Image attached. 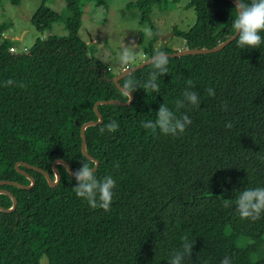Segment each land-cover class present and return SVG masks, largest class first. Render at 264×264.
Returning a JSON list of instances; mask_svg holds the SVG:
<instances>
[{"label":"trees","instance_id":"16d2710c","mask_svg":"<svg viewBox=\"0 0 264 264\" xmlns=\"http://www.w3.org/2000/svg\"><path fill=\"white\" fill-rule=\"evenodd\" d=\"M165 1L139 0L127 8L147 21L152 6ZM62 2L70 13L67 36L37 39L28 53L12 52L4 36L8 25H0V182L30 185L16 164L34 179L29 190L0 186L17 201L12 213L0 212V264H39L42 257L48 264H168L185 238L193 247L183 264H220L225 256L231 264H264V214L242 220L234 205L239 191L264 187V43L241 50L234 40L217 53L168 58L156 93L144 87L153 64L121 79V88L128 81L135 86L133 102L99 105L102 124L85 130L86 152L98 162L94 175L116 182L109 209H93L75 196V181L63 165L56 166L55 188L21 165L52 180L56 160L72 172L82 163L94 167L81 152V126L97 121L96 103L128 101L78 37L85 5L105 8V0ZM188 6L195 12L193 27L173 32L186 49H211L235 34L229 0H189ZM43 15L41 31L63 21L54 11ZM157 52L175 51L149 49L144 61ZM187 81L200 105L177 111ZM162 103L190 117L183 134L164 136L141 126L155 119ZM112 120L118 129L101 132ZM11 206L1 194L0 207Z\"/></svg>","mask_w":264,"mask_h":264},{"label":"rangeland","instance_id":"374dc122","mask_svg":"<svg viewBox=\"0 0 264 264\" xmlns=\"http://www.w3.org/2000/svg\"><path fill=\"white\" fill-rule=\"evenodd\" d=\"M137 1L105 0V8L89 3L83 9L78 37L85 43L89 55L114 76L143 62L145 51L149 49L175 52L186 49L183 40L173 32L186 34L195 23V12L188 6L189 0H167L161 6L154 5L147 21H143L138 9L127 8ZM46 10L56 12L63 21L53 24L50 30L41 31L39 26ZM69 18L62 0H46L45 4L43 0H2L0 4V25H8L4 36L16 53L30 52L37 39L66 37L65 22ZM145 30L152 33L150 38ZM125 46L137 53L136 61L126 67L119 62V53ZM263 253L264 244L259 259ZM39 264H48L47 259L42 257Z\"/></svg>","mask_w":264,"mask_h":264},{"label":"clouds","instance_id":"9594fccd","mask_svg":"<svg viewBox=\"0 0 264 264\" xmlns=\"http://www.w3.org/2000/svg\"><path fill=\"white\" fill-rule=\"evenodd\" d=\"M235 14L231 21L232 29L235 33L236 46L241 50H258L260 45L264 43V0H235ZM146 36L149 38L152 33L145 30ZM137 53L126 47L119 53V62L121 66H128L134 63ZM154 70L149 74L144 84L146 89L156 93L159 91L157 79L159 76L165 75L168 71V57L163 52H157L152 58ZM11 85L12 80L5 81ZM191 81H187V87L182 93L183 99L176 101L175 107L178 111L189 106L199 107L200 100L195 91L190 90ZM124 88L129 93L135 90V86L131 81L125 83ZM207 94L214 95V91L208 88ZM192 123L187 114H181L179 117L175 112L163 103L159 105L155 112V119L142 121L141 126L145 129H155L164 136H178L184 133L187 126ZM119 125L115 120L110 121L105 127L100 129L101 132H115ZM230 128V124L225 125ZM75 184L73 186L74 194L77 198L86 201L88 206L96 209L107 211L112 202L115 188V180L110 175H105L102 179H97L94 175L91 163H82L81 166L72 173ZM231 201L224 199L225 206H229ZM235 212L242 220L255 221L264 214V187L246 188L238 192L234 201ZM182 251L177 250L171 255L168 264H183L185 257H190L193 244L184 239ZM220 264H231V259L225 256Z\"/></svg>","mask_w":264,"mask_h":264},{"label":"water","instance_id":"95a60500","mask_svg":"<svg viewBox=\"0 0 264 264\" xmlns=\"http://www.w3.org/2000/svg\"><path fill=\"white\" fill-rule=\"evenodd\" d=\"M231 3H233V5L235 6V0H229ZM235 40V34L228 38L226 41H224L223 43L219 44L218 46L214 47V48H211V49H184L182 51H177V52H174V53H164L168 58H179V57H183V56H189V55H204V54H212V53H217L219 51H221L223 48H225L228 44H230L231 42H233ZM152 58H149L141 63H139L138 65H135L133 67H130V68H127L125 69L121 74H119L118 76H115L113 79H112V82L114 83V85L116 86L117 89H119L123 94H125L127 97H128V101L123 103L121 101H117V100H109L107 102H98L95 104L94 106V112L97 116V121H89V122H86L84 123L81 128H80V136H81V152L83 154L84 157H86L89 161L93 162L94 163V167H93V171L95 172L97 170V167H98V162L93 159L92 157H90L87 152H86V137H85V130L89 127H93V126H98V125H101L102 124V116L100 115V113L98 112V109L97 107L99 105H119V106H128L130 105L132 102H133V96L131 93H129L128 91H126L125 89L121 88V86L119 85V81L123 78H125L126 76L132 74L133 72L137 71V70H141L151 64L152 63ZM20 164H16L15 166V169L18 173L24 175L29 181H30V185L29 186H22V185H19L17 183H13V182H4V181H1L0 182V186L2 185H13V186H16V187H19L21 189H25V190H29L31 189L33 186H34V179L29 177L26 173L20 171L18 169V166ZM25 167H28V168H31L35 171H38L40 172L46 179L48 185L51 187V188H55L59 185L60 183V175L57 171V168L56 166L57 165H63L67 171V173L70 175L71 178H73L72 176V171L70 169V167L68 166V164L63 161V160H56L53 162V165H52V168H53V174H54V180H52L50 178V176L40 170V169H37L35 167H31V166H28L26 164H21ZM74 179V178H73ZM3 194V195H7L8 197H10L11 201H12V206L9 208V209H4L2 207H0V212H3V213H7V214H10L12 213L15 208H16V205H17V201L15 199L14 196H12L8 191L6 190H0V195Z\"/></svg>","mask_w":264,"mask_h":264},{"label":"built area","instance_id":"2783aa9c","mask_svg":"<svg viewBox=\"0 0 264 264\" xmlns=\"http://www.w3.org/2000/svg\"><path fill=\"white\" fill-rule=\"evenodd\" d=\"M11 51H12V52H14V50H13V49H12Z\"/></svg>","mask_w":264,"mask_h":264}]
</instances>
